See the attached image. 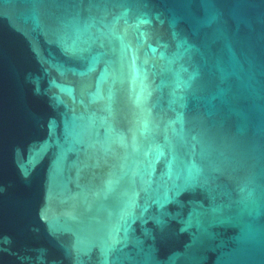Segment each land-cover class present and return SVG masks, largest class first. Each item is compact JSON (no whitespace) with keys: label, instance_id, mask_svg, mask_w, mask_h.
<instances>
[{"label":"water","instance_id":"1","mask_svg":"<svg viewBox=\"0 0 264 264\" xmlns=\"http://www.w3.org/2000/svg\"><path fill=\"white\" fill-rule=\"evenodd\" d=\"M0 264H264V0H0Z\"/></svg>","mask_w":264,"mask_h":264}]
</instances>
